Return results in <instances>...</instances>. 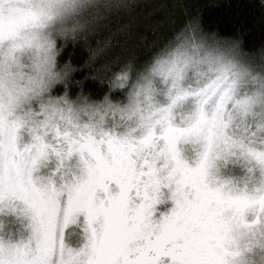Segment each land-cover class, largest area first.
<instances>
[{
	"label": "clouds",
	"instance_id": "obj_1",
	"mask_svg": "<svg viewBox=\"0 0 264 264\" xmlns=\"http://www.w3.org/2000/svg\"><path fill=\"white\" fill-rule=\"evenodd\" d=\"M0 264H264V0H0Z\"/></svg>",
	"mask_w": 264,
	"mask_h": 264
}]
</instances>
